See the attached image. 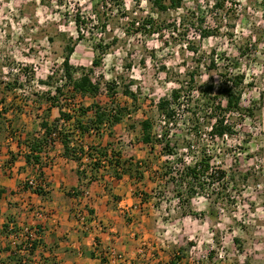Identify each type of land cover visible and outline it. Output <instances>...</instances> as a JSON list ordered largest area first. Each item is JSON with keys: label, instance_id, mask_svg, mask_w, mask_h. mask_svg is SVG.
<instances>
[{"label": "rangeland", "instance_id": "rangeland-1", "mask_svg": "<svg viewBox=\"0 0 264 264\" xmlns=\"http://www.w3.org/2000/svg\"><path fill=\"white\" fill-rule=\"evenodd\" d=\"M235 1L237 5H231L235 12L228 11L230 4L220 11L214 7L213 0H185L183 8L159 14L150 0H0V80L4 76L8 77V82L17 80L14 98L23 108L35 107L37 102L35 115L38 110L41 116L44 114L41 108L46 102L41 101L38 94L63 81L67 44L75 46L70 63L78 70L77 74L93 67V60L100 52L98 43L111 45L102 55V64L95 68L93 77L104 83L115 81L118 87L116 101L127 105L132 112L117 127L114 147L121 153L133 149L138 152L139 145L134 139L140 136L141 129L137 123L140 119L152 120L154 134L160 135L159 139L168 126L174 153L163 155V143H157L156 151L146 150L149 155L147 160L144 159L150 163L149 166L157 167L159 177L167 181L159 190L160 196L168 198L166 206L175 209L183 207L184 203L185 209L180 207L179 212L193 215L185 220L184 230L180 223L176 225L175 229L181 231L178 232L180 241L174 237L178 244H186L182 246L188 251L184 255L193 264H207L211 255L216 256L221 247L228 251L227 264H245L246 259L239 258L237 251L242 247L245 251L243 257L252 258L251 247L254 248L256 243L252 237L255 235L252 220L257 213L264 212V0ZM187 10L207 13L212 15V20L218 17V22H213L221 25L218 36L205 40L190 33V38L199 47L196 54L177 43L176 38L165 43L169 37L168 30L163 32V36L135 31L137 22L148 15L165 19L169 24ZM231 25H235L234 28ZM240 45L246 46L243 54L238 50ZM212 59L216 60L215 67L211 65ZM234 62H239L240 68H235ZM195 71L197 83L190 96L186 92L182 97L176 120L168 125L157 109V102L183 83L188 86L190 75ZM226 71L245 74L242 105L247 110L242 116L237 113L230 116L236 131L232 136L212 137L207 118L199 124L201 132L195 133L191 114L186 113L193 107L188 97L196 98L201 85L210 82L216 83L214 93L219 95L221 73ZM50 75L53 77L52 85L47 84ZM130 83L131 89L139 96L136 103L122 92L123 86ZM89 102L88 99L86 103ZM58 117L60 115L52 117L51 121ZM130 125L136 127L130 128ZM204 149L208 150L207 155L212 156V164L235 175L236 184L230 182L226 190L223 187L225 182H209L205 177V188L198 190L197 200L193 201L188 180L181 181L180 177L184 176L183 168L199 160ZM169 172L172 174L167 175ZM170 199L172 202L169 204ZM204 203L206 210L210 206L211 227L209 220L202 215ZM173 222L172 219L168 224ZM187 235L192 239L188 240ZM236 237L242 240L238 249L233 247ZM203 254L207 258L198 260Z\"/></svg>", "mask_w": 264, "mask_h": 264}, {"label": "crops", "instance_id": "crops-1", "mask_svg": "<svg viewBox=\"0 0 264 264\" xmlns=\"http://www.w3.org/2000/svg\"><path fill=\"white\" fill-rule=\"evenodd\" d=\"M15 90L16 88L10 91L0 88V259L12 255L7 249L10 240L5 227L15 224L18 227L25 224H33L36 227L39 225L42 229L41 243L33 253H20L27 259L25 264H160L163 259L170 262L176 254L181 252L184 255L188 252L182 247L185 243L178 244L174 239H179L178 232H181L175 228L180 223L184 230L185 220L193 215L179 212L181 206L175 209L166 206L168 198L160 196L159 190L167 181H164V177H159L157 167L143 166L149 155L146 153L149 146L142 144L140 138L136 137L134 142L139 145L138 152L133 149L122 153L125 159L140 165L139 171L143 172L140 177L128 173L121 179H116L108 168H101L96 179L87 184V180L82 179L78 173L80 163L63 155L61 141H56L54 146L44 152L43 161L49 160L46 166L28 163L26 155L31 150L27 133L44 132L41 126L43 117L38 113L39 110L35 115L37 102L35 107H21L14 98ZM43 107L50 106L48 102H44ZM58 115L59 107H52L49 120ZM106 134L88 135L84 140L86 146L106 145L110 140ZM130 145L132 146V143ZM40 169L44 173L46 183L45 195L25 187V179L37 177ZM77 188H89L92 193L89 207L94 210V214L89 217L88 230L73 214L75 196L72 193L73 189ZM190 199L197 200L195 196ZM171 202L172 199L169 204ZM204 204L205 209L203 214H200L205 220H209L211 227L210 206L206 210V203ZM184 205L183 203V207ZM183 207L181 209H185ZM38 212H41L42 216L38 215ZM262 213H257L252 220V230L255 233L252 237L256 242L254 248L251 247L252 258L243 257L245 251L242 247L237 248L242 240L236 237L240 238V243H236L234 239L233 247L238 249L236 251L239 258L246 259L245 264H264V212ZM172 219L175 222L169 225ZM164 227L166 229H162ZM170 231L172 232L169 235ZM187 236L188 240L192 239ZM112 248L122 254L124 259L108 261ZM18 258L16 255L12 264H23ZM227 260L214 262L210 257L207 264H227ZM181 261V264H193L186 257Z\"/></svg>", "mask_w": 264, "mask_h": 264}, {"label": "trees", "instance_id": "trees-1", "mask_svg": "<svg viewBox=\"0 0 264 264\" xmlns=\"http://www.w3.org/2000/svg\"><path fill=\"white\" fill-rule=\"evenodd\" d=\"M152 5L155 7L157 12L166 14L171 10H178L184 7L185 0H150ZM201 1V0H197ZM214 7L220 11H224L225 7L230 4L228 11H236L231 5L235 3V0H213ZM219 11V12H220ZM212 15L197 13L196 10H187L180 17L176 18L172 23H167V20L155 19L153 16L148 15L140 21H135L133 26L137 22L136 32H142L145 34L158 33L163 36V32L168 30L169 37L165 43L172 42L176 38V42L186 46V48L193 52L198 53L199 47L196 41L190 38V33L198 34L202 40L208 39L213 36L220 34V24L215 25L218 22L216 19L211 18ZM79 19L76 20L78 23ZM235 25H231L234 28ZM176 37H175V35ZM232 35V33H231ZM184 41V42H183ZM111 45L103 44L102 42L97 44L99 54L93 60V67L89 70L82 71L77 74L78 70L74 69L70 63L71 56L75 51L74 44H67L65 46V56L63 60V71L62 77L63 84L56 85L55 90H46L42 94H38V98L48 102V108L44 109L42 114L43 120L41 126L44 132L27 133V142L31 152L26 155L28 163H38L41 167L46 166L47 162L43 160V154L49 148L54 146L56 141H61L63 144V155L66 158L76 160L80 163L78 173L82 179L87 180V184L99 175L101 168L108 167L112 175L116 179H121L124 174H131L133 176H142L143 172L139 171V164L134 163L130 159H125L122 156L121 151L115 148V143L111 138L116 135V126L123 123L127 116H131L132 112L129 111L127 105H122L116 101V94L118 93V87L115 81L102 82L101 79L93 77L94 70L102 64V55L107 52ZM256 46V45H254ZM241 54L245 53L246 46L240 45L238 48ZM239 62H234L235 68L240 65ZM211 65L216 66V60L212 59ZM240 68V67H239ZM196 72L191 73L190 80L187 82L188 86L184 83L180 88L173 89L169 96L161 98L157 102V109L160 114L165 117L166 123L170 125L172 121L176 120L178 110L181 105L180 101L182 97L191 95V91L194 89V84L197 83ZM222 87H220L219 95H215L214 90L216 83L210 82L205 85H201L199 89V95L196 98L188 97L189 102L193 103L192 108H188L186 113L190 112V121H192L195 133L201 132V121L208 119V124L211 126L212 137L224 138L225 134L232 136L235 131V125L230 121V116L237 113L242 116L244 111L247 109L242 105L244 85H245V74L242 72L236 73H221ZM52 76L50 75L47 80V84L52 85ZM17 80L15 83L8 82L4 79L0 80V88H6L8 91L14 90L17 86ZM45 82V81H44ZM132 82V81H130ZM46 83V82H45ZM130 84H126L122 88V92L132 98L133 102L138 101V93L131 89ZM89 103H86L87 100ZM224 100V101H223ZM65 102V105L62 103ZM180 103V104H179ZM44 105V103L42 104ZM59 107L60 117L49 120L51 116V108ZM201 114V115H200ZM206 116V117H204ZM64 120L65 124H61ZM214 120V121H213ZM140 125V136L139 141L146 146H149L150 152H155L157 143L162 144V154L169 155L174 153L173 147L170 145L169 129L166 126L165 131H162V137L154 134V123L151 119H140L137 121ZM130 128H135L136 125H130ZM107 133L109 135V142L106 145L96 144L86 146L85 137L91 134L99 136ZM188 149L191 150V145H187ZM118 150V151H117ZM208 150H202V155L199 160H196L192 165H187L183 168L184 176L180 177L183 181L187 179L190 196H195L199 189H204L207 181V177L210 181H217L218 183L225 182L223 184L226 190L229 187L230 182L235 183V175L224 171L223 167L212 164V156L207 155ZM87 156L89 161L83 162V157ZM145 167H150V163L144 161ZM85 165L84 169L81 166ZM90 170V171H89ZM91 172V173H89ZM43 171H39V179L43 176ZM167 175L172 174L171 172L166 173ZM42 178V179H43ZM173 179V178H172ZM203 180V181H201ZM236 184V183H235ZM25 187L26 184H25ZM82 188L73 189V196H77L82 192ZM2 191L0 190V193ZM35 193L45 195L46 191L42 185H38L34 189ZM230 197V195H226ZM91 215L94 214L92 208L89 209ZM215 215V214H214ZM217 215H215L216 217ZM10 226L5 227L6 234L9 236L11 230ZM15 229L18 228L14 225ZM40 238L34 240L29 249V253L33 251L41 243V226L36 227ZM235 239V242L240 243L239 239ZM25 243L21 242L16 248L11 246V242H8V250L11 251V256L6 259H0V264H12L13 259L18 255V261L21 263L25 256H21L20 253ZM182 253L176 254L174 259H171L170 264H179L182 260ZM211 258L212 255H211Z\"/></svg>", "mask_w": 264, "mask_h": 264}, {"label": "built area", "instance_id": "built-area-1", "mask_svg": "<svg viewBox=\"0 0 264 264\" xmlns=\"http://www.w3.org/2000/svg\"><path fill=\"white\" fill-rule=\"evenodd\" d=\"M4 80H8L7 76H4ZM63 81H61L60 85H62ZM50 90L54 91L55 87H49ZM48 90V89H46ZM61 124H65V121L62 120ZM228 135L225 134L224 137H227ZM158 137H160V135H158ZM210 154V153H209ZM89 161V158L87 156L83 157V162L87 163ZM85 165L81 166V169H84ZM104 168V167H102ZM108 168V167H106ZM43 178V177H42ZM39 179V177H28L25 179V184L27 186V188H29V190L34 192V189L38 186V185H42L44 188H46V183L44 178L43 179ZM92 198V193L91 190L89 188H85L82 190V192L80 194H78L77 196H75V206H74V210H73V214L75 216V218L77 219V221L82 224V226H84V228L86 230H88L90 228V224H89V217H90V213H89V209L88 206L90 203V200ZM38 215L42 216L41 212H38ZM15 227L14 225L12 227H10L11 233L8 236V239L11 242V246L13 248H16L17 245L21 242H24L25 244L23 245L22 250H20L21 252H29V249L32 245V242L34 240H37L40 238V234L38 233L37 229H36V225L33 224H25L22 225L20 227L19 230H14ZM216 256L213 257L214 262L217 261H223L226 260L227 255H228V251L225 249V247H221L220 249H218L215 253ZM109 260L110 262H115L116 260H123L124 256L122 254H119L114 248L110 249L109 251ZM207 258V256L205 254L200 255V257H198L199 259H204ZM27 259H23V261L21 263L25 264ZM160 264H170L168 261H163L161 260ZM180 264V262H179Z\"/></svg>", "mask_w": 264, "mask_h": 264}]
</instances>
